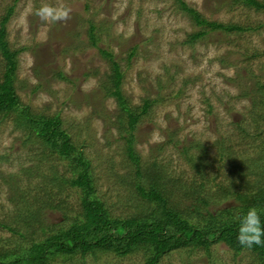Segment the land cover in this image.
I'll return each instance as SVG.
<instances>
[{
  "label": "rangeland",
  "instance_id": "obj_1",
  "mask_svg": "<svg viewBox=\"0 0 264 264\" xmlns=\"http://www.w3.org/2000/svg\"><path fill=\"white\" fill-rule=\"evenodd\" d=\"M14 1L0 0V18ZM183 1L210 21L252 26L264 23V13L245 8L236 0ZM45 2L66 5L71 9L69 18L55 23L42 20L35 10ZM15 9L7 38L13 50L27 48L19 54L17 92L34 111L60 115L70 139L83 147L91 161L98 196L113 216L139 211L134 195L136 166L128 159L126 141L120 139L122 132L94 114L102 98L97 90L111 73V64L89 45L90 23L97 26V45L113 52L121 65L127 101L132 106H141L148 96L158 101L135 132V150L146 164L157 155L166 170L172 200L179 199L178 195L185 194L195 182L199 185L201 176L173 145L157 151L168 139V130L177 131V139L187 141L186 145L195 144L198 150L191 153L198 155L203 148L199 163L204 167L206 186L202 195L210 197L212 193L215 201L228 207L236 204L228 194L245 192L253 185L258 177L250 175L258 170V164L252 162L262 159L259 166H264V105L254 107L249 99L239 97L251 85L248 73L264 81V28L243 34L218 31L191 47L184 42L200 28L180 9L177 0H18ZM133 48L137 52L130 57ZM230 51L236 57L244 52L258 56L250 62L241 61L239 67L224 68L218 59ZM3 63L0 55V76ZM59 70L71 81L57 78ZM86 72L99 76L85 78ZM159 82L166 86L160 89ZM104 106L111 120H117L120 111L116 100L108 99ZM220 147L224 150L221 156ZM66 165L39 140L25 138L15 130L10 118L0 116V222L19 227L13 223L15 208L8 200L11 175L18 176L31 197H46L49 190L66 201L70 217L80 214L77 189L63 186L62 190L56 183L47 182L56 172L70 177ZM48 212L49 223L56 225L53 228L69 225L59 211ZM26 240L0 225V247L27 246ZM53 264H143V255L136 253L124 259L100 255L85 260L77 256ZM161 264L259 262L252 252L237 255L218 243L209 251L173 252Z\"/></svg>",
  "mask_w": 264,
  "mask_h": 264
},
{
  "label": "trees",
  "instance_id": "obj_2",
  "mask_svg": "<svg viewBox=\"0 0 264 264\" xmlns=\"http://www.w3.org/2000/svg\"><path fill=\"white\" fill-rule=\"evenodd\" d=\"M17 2L18 0H15L12 6L6 8L5 14L0 18V55L4 62V70L0 76V116L10 118L15 130L24 133L25 138L39 140L58 160L67 163L65 172L69 173L70 177L56 172L49 177L50 180L47 178V182L54 186L58 185L59 189L63 186L77 189L80 193L78 198L81 211L76 217H70L66 201L60 200V196L50 193L49 190H46V197H31L28 191L21 187L18 176L11 175L7 181L8 200L15 208L13 223H17L19 227L14 228L13 224L3 222H0V225L9 229L14 236L28 238L26 240L28 245L22 244L13 248L1 246L0 264H53L59 259L80 256L85 260L89 256L98 258L100 255L124 259L136 253L143 255V264H161L162 260L173 252L195 251L202 248L209 251L218 243L227 245L237 255L244 251L252 252L259 264H264V245L253 246L251 249L242 247L237 241L236 232V220L248 208H258L264 218V166H259L262 159L252 162V165L258 164V170L250 173V176L258 177L253 185H248L245 192L228 194L233 197L236 204L222 207L223 202L215 201L212 197L214 194L210 193L211 198L202 195L206 186V177L202 169L204 167H200L199 163L205 153H202L203 148L199 150L201 153L198 151L199 156L197 153H191L192 149L198 150L196 145L192 143L186 145L187 141L177 139V131L171 133L168 130L165 132L168 139L159 145L157 151L162 152L166 146L173 145L201 176L199 185L195 182L193 186L187 188L185 194L178 195L179 199L174 197L172 200L173 191L170 196L168 184L165 182L166 170L158 161L157 155H153V161L146 164L141 161L135 150V132L158 101L150 96L145 97L141 106H132L127 101L122 90L124 72L121 65L113 52L97 45L100 41L96 33L97 26L90 23L89 45L97 48L111 64V73L97 90V94L102 98L100 108L95 109L94 114L122 132L120 139L126 141L128 159L136 166L134 195L139 201V211L127 216L112 215L105 201L98 196L91 161L83 147L70 139L60 115L49 116L34 111L31 106L23 103L17 92L19 54L27 49L23 47L13 50L7 38V26L15 13ZM236 2L245 8L264 13L262 0ZM177 3L200 28L184 42L191 47L218 31L243 34L264 28V23L252 26L210 21L199 11L188 6L185 1L177 0ZM136 52L137 49L133 48L130 57L136 55ZM233 54L234 52L230 51L227 55L220 56L218 61L222 67H239L241 61L250 62L258 56L257 53L251 56L248 52L242 53L240 57ZM56 76L61 80L71 81L62 70L57 71ZM90 76L98 77L99 74L84 73L85 78ZM246 78L250 80L251 85L244 90L239 99H249L254 107L263 106L264 81L260 80L261 76H255L250 72ZM158 85L160 89L166 86L161 82ZM111 98L116 100L120 111L115 121L111 120L112 117L104 106V101ZM209 107V114L212 115L211 104ZM223 153V147H220V156ZM42 178L46 179L45 175ZM48 211L50 213L59 211L69 225L53 228L56 225L49 223Z\"/></svg>",
  "mask_w": 264,
  "mask_h": 264
},
{
  "label": "clouds",
  "instance_id": "obj_3",
  "mask_svg": "<svg viewBox=\"0 0 264 264\" xmlns=\"http://www.w3.org/2000/svg\"><path fill=\"white\" fill-rule=\"evenodd\" d=\"M71 9L64 4L42 3L35 14L46 22L55 23L69 18ZM237 241L240 246L251 249L264 245V218L261 210L250 207L236 220Z\"/></svg>",
  "mask_w": 264,
  "mask_h": 264
}]
</instances>
